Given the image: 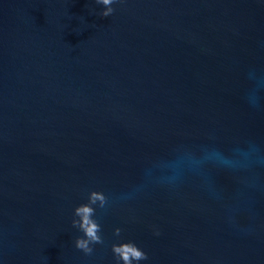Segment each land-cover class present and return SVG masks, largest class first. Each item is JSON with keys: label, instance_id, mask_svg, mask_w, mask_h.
<instances>
[{"label": "water", "instance_id": "1", "mask_svg": "<svg viewBox=\"0 0 264 264\" xmlns=\"http://www.w3.org/2000/svg\"><path fill=\"white\" fill-rule=\"evenodd\" d=\"M111 7L0 0V264H264V0Z\"/></svg>", "mask_w": 264, "mask_h": 264}, {"label": "clouds", "instance_id": "2", "mask_svg": "<svg viewBox=\"0 0 264 264\" xmlns=\"http://www.w3.org/2000/svg\"><path fill=\"white\" fill-rule=\"evenodd\" d=\"M98 4L105 6V10L100 13L103 17L110 16L114 9L111 5L115 0H96ZM99 202V206L103 208L107 203V197L103 192L92 191L89 196V202L82 204L75 209V216L79 219H74L72 224L74 227L79 228L84 235L77 237L75 240V247L82 250L86 254L93 252L92 244H102L104 241L99 234L101 231V225L94 219L96 209L93 205ZM121 229H115V235L119 236ZM112 251L117 257V261H122L123 264H133V262H139L141 260L148 259L147 253H145L134 242H124L120 244H113Z\"/></svg>", "mask_w": 264, "mask_h": 264}]
</instances>
